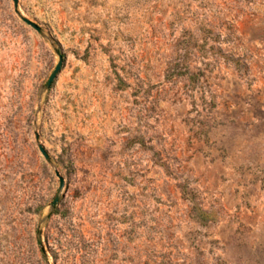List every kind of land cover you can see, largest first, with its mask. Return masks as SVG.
<instances>
[{"label":"rangeland","instance_id":"374dc122","mask_svg":"<svg viewBox=\"0 0 264 264\" xmlns=\"http://www.w3.org/2000/svg\"><path fill=\"white\" fill-rule=\"evenodd\" d=\"M18 11L41 31L0 0V264H264V0Z\"/></svg>","mask_w":264,"mask_h":264},{"label":"water","instance_id":"95a60500","mask_svg":"<svg viewBox=\"0 0 264 264\" xmlns=\"http://www.w3.org/2000/svg\"><path fill=\"white\" fill-rule=\"evenodd\" d=\"M13 2H14V9H15V12L18 13V14L20 15V13H19V11H18V0H13ZM20 17H21V19H22L26 24L32 26V27H33L35 30H37L38 32L41 31V28H40L36 23L30 21L28 18H26V17H24V16H22V15H20ZM61 66H62V57L59 55V61H58L57 65H56V67L54 68L53 72L51 73V75H50V77H49L47 83H46V87H47V88L52 84V82H53V80L55 79L56 75H57L58 72L60 71ZM38 149H39V151L41 152V154L44 156V158L46 159V161L51 162V159H50V157H49V155H48L46 149L44 148V146H43L40 142L38 143ZM55 174H56V176H57L58 179H59V190H58V194H57V196L54 198V200H53L52 203H51V207H52V208H54L55 205L57 204V202H58V200H59V194H60V192H61V190L63 189L64 184H65V180H64V178L60 175V173H59L57 170L55 171Z\"/></svg>","mask_w":264,"mask_h":264}]
</instances>
